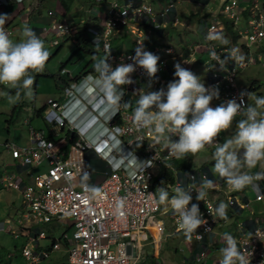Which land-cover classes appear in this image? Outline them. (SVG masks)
Wrapping results in <instances>:
<instances>
[{
  "label": "built area",
  "instance_id": "2783aa9c",
  "mask_svg": "<svg viewBox=\"0 0 264 264\" xmlns=\"http://www.w3.org/2000/svg\"><path fill=\"white\" fill-rule=\"evenodd\" d=\"M9 1L0 0V7ZM97 1L104 3L107 10L103 23L86 27L89 41L96 43L98 38L97 44L105 57L111 54L109 63L113 67L120 63H133L131 57L135 55L136 47L143 44L145 50L160 57L158 79L148 89V77L144 69L137 66L131 74L134 83L122 86L125 91L123 100L131 101L132 107L127 110L121 108L114 116L107 110L103 92L95 86L88 87L86 81L94 76L92 73H84L78 79L72 78L64 83L63 99H47L49 108L45 118L50 126H30V144L27 146L5 143L11 156L18 159L21 165H39L46 161V169L34 177L32 184L18 181L12 172H4L0 182L5 187L21 190L24 199L23 220L43 223L56 216L70 221L71 237L64 233L62 238L68 242L67 264H137L135 249L139 241L147 238L152 231L157 234L167 231L166 221L156 214L162 205L157 203L155 195L154 181L159 175L155 168L174 157H169L168 151H163L159 145L151 147L150 144L154 143L152 135L147 130L137 129L132 121L133 108L139 92L158 91L161 88L167 90L168 83L178 79L174 74L165 72L168 64L162 54L172 53L171 56L175 57L173 47L161 43L148 44L146 39L149 32L143 33L142 26L160 28L173 3L154 9L142 0ZM242 9L248 11V16L247 27L240 31V35L249 48L264 38V5L253 3L243 7L240 0H223V16L229 18L233 25L240 21ZM47 13L53 20L45 24L42 31L54 35L52 44H57L60 36L69 35L79 46L84 45V36L79 35L74 25L66 19L57 18L54 9H48ZM212 19L203 34V45L208 51L204 62L205 79L201 82L206 87L218 86L219 98L212 101L215 107L232 99L237 103L241 100L247 102V96H241L247 91L237 82L241 63L230 58L231 48L220 45L215 35L212 36L215 30H221L222 24L218 25V18ZM123 28L135 34L132 49H122L113 43L114 34ZM262 65L264 67V55ZM89 150L106 164L97 189L83 179L91 172L86 156ZM148 161L152 164L148 165ZM171 170L174 188L182 183L198 188L202 178H212L206 169ZM251 188L254 197L260 199L262 188L259 182L256 181ZM192 195L191 203L199 204L205 219V225L192 236L202 239L212 231L215 223V218L208 211L209 207L215 209L214 199L207 194L204 201H197L195 190ZM226 198L229 204L238 203L240 207L247 205V201H238L233 193H228ZM163 212H168L167 217L174 232H182L178 230V217L172 209L169 207V211L164 209ZM18 234L26 237L20 253L28 263H35L49 255L48 249L38 246L39 240L46 237L43 229H22L14 236ZM63 241H53L51 248H59ZM238 247L250 264H264V229L253 225L246 235L238 238ZM11 255V252L0 255V264H8L3 257ZM203 255L204 251H201L197 258Z\"/></svg>",
  "mask_w": 264,
  "mask_h": 264
},
{
  "label": "clouds",
  "instance_id": "9594fccd",
  "mask_svg": "<svg viewBox=\"0 0 264 264\" xmlns=\"http://www.w3.org/2000/svg\"><path fill=\"white\" fill-rule=\"evenodd\" d=\"M6 21L7 14H0V85L15 90L14 96H7L8 101L15 104L22 96L33 98V74L45 70L50 52L28 24L23 25L19 39L14 40L5 30ZM110 57L111 54L96 59L95 75L86 83L88 87L95 86L103 92L107 110L114 116L121 108L127 110L132 107L131 101L123 100L125 91L122 86L134 83L131 74L137 66L144 69L149 89L158 79L160 57L145 50L143 44L136 47L135 55L131 57L133 63H120L113 67L109 63ZM230 58L241 65L244 60L236 48L231 50ZM184 63L189 62L185 60ZM174 68V76L178 79L170 81L167 90L139 92L132 115L135 127L152 135L154 143L150 144L151 147L159 145L163 151H168L169 157L181 159L188 154L195 156L206 146H211L235 122V132L213 152L215 163L212 172L234 191L255 186L256 181L264 179V96L242 93V97L247 96V102L241 100L237 103L232 99L213 107V99L219 98L218 86L206 87L199 76L183 67L181 62H176ZM238 116L241 118L237 120ZM147 164L152 163L148 161ZM258 165L259 172L244 171ZM213 184L212 179L202 178L198 188L182 183L174 188L171 195L164 186L157 187L155 191L157 203L172 209L178 217V230L188 239L205 225L199 204L191 203L192 193L195 190V199L204 201ZM226 210L224 202L215 209L208 208L212 217L224 220L228 219ZM224 241L219 264H250L233 235L224 233Z\"/></svg>",
  "mask_w": 264,
  "mask_h": 264
},
{
  "label": "rangeland",
  "instance_id": "374dc122",
  "mask_svg": "<svg viewBox=\"0 0 264 264\" xmlns=\"http://www.w3.org/2000/svg\"><path fill=\"white\" fill-rule=\"evenodd\" d=\"M39 1L42 3L39 10H41V14L43 16L47 14V8L52 9L55 7L56 17L63 19V10H61L59 4L56 5L53 3L55 0H23L22 2L25 6H28V4L31 3V7L35 6L36 8ZM166 1L167 3L170 2V0ZM63 3L66 6L71 5L72 10L79 9V7L80 9H84L80 18H82V20L88 19V22L92 19V17L97 15L101 18L103 12L107 10V6L104 5V3L98 2L97 0H64ZM152 4L155 6L154 3ZM222 4L223 0H209L203 5L192 0L173 1V6L171 9L173 10L175 5L174 8L177 9L176 16L178 23L172 26L169 21H164L162 24V28L164 29L163 36H158L154 29H152L153 31H149V29L144 26H142V31L143 33L151 32L152 37L157 38L158 40L165 39L163 42L168 46L175 45L188 47L190 44L194 45L195 41L202 42V36H200L199 30H195V28H197L196 23L199 22V17H202V20L204 21L203 23L200 20L201 25H206V22L208 24L209 21H213L212 18H218V25H220L222 23V19H220L221 17H219V14L221 13L222 15L223 13L221 9ZM76 12L78 11H75V13ZM223 15H225V13H223ZM55 21H58V19H55ZM100 23H103V18L100 19ZM24 24H26V20L22 19L21 14L16 15V17L11 22L9 27L11 30L10 36L14 40L19 39ZM237 24H239V27L242 29L246 27L244 18H241ZM233 30L237 33L236 28H233ZM216 33L217 30L214 31L212 36H214ZM122 35L123 34H121V36ZM118 36H120V34H118ZM53 37L54 35L51 34H48L44 37H39L45 42V45L50 52V57L47 61L45 70L41 73H38L39 80L37 86L33 81V98L27 99L22 96L21 100L17 102V104L20 102L21 103L16 105L15 109L12 110V106L14 104L10 103L7 99V96L10 93H5L4 91L0 90V165H12L14 162L13 159H9L7 156L3 143L6 141H12L17 145H29V127H38L42 126L41 124H45L46 120L44 121L41 116L37 115L36 111L45 105V102L49 97H57L58 88L55 87V83L58 85V87L63 85L62 81L57 77L61 76L62 79H67L69 76L78 75L82 70H85V68H92L94 70L96 59L105 57V55L100 50L99 44L97 43L95 44L93 42H87L83 46H79L71 38L60 36L59 40L61 41L59 42V46L57 48V45L51 44V39ZM91 37L92 36L90 35V38ZM236 37V43L233 40L231 41L233 45L235 44L236 49L240 50L244 39L240 35H237ZM236 37L234 39H236ZM119 40H121V38L117 41ZM217 41L220 43V45H228L229 38H226L225 35L220 33L217 37ZM223 41H227V43H223ZM113 42L117 44L116 39H114ZM254 45L255 44L250 47L253 58L249 60V63L245 67L239 70L237 80L241 86L246 87L247 89L251 80L253 78L257 79L258 88L255 90H248V93H250L252 96H264V68L261 66L262 56H258V54H260V49L258 46ZM162 54L167 59L168 67L165 72L168 74H174V65L176 62H180L183 57H188L187 54H183V57L177 56L175 59H171L170 54ZM198 55V52H194L191 57H188L189 63H187L186 66L184 63H182V66L194 72L197 76H199L200 80L203 81L205 79L206 64L204 61L202 62L197 58ZM48 74H52L53 76H47ZM33 75L35 80L37 78V74L34 73ZM1 88L2 85H0V89ZM4 88L6 89V87ZM212 106L215 107L213 103ZM42 116H44V113ZM240 118L241 117L238 116L237 120ZM234 127L235 125L233 124L231 129L223 132L226 135L224 141L220 139V134L211 146H206L203 151L197 153L190 163V168H207L214 177L217 176L212 172V168L215 163L213 152L218 145L224 143L228 138L231 137V135L235 132ZM178 161H180V159ZM34 170L35 169H33V171ZM207 194L208 196H212L214 192H212L211 189H208ZM225 196V193L221 194V199L219 201L225 203ZM22 201V195L17 189L6 188L2 183H0V222L2 221L4 223V226L0 228L1 252H12L13 255L15 254V256L11 259L10 264H65L66 257L64 248L53 250L50 252L48 257H45L44 259L35 263H28L27 259L20 254V247L24 244L23 237L19 236L18 238H15L12 231L18 230V222H16V219L18 217L20 218L21 216H19L17 211L22 206ZM263 207L264 199L261 201H251L246 207V211H244V213L247 214L252 211L258 215L257 211ZM164 209L169 211V207L165 208V206L162 205L156 214L166 221L167 231H170L172 225L168 220L169 218L167 217L168 212H163ZM7 218H9V220H6ZM39 226L50 236L57 238L66 232L68 237H71V228H67V221L64 219L57 220L52 218L51 221L41 223ZM150 239L151 237H149V240H143L142 242L143 248L148 249L149 252H151L153 245ZM50 241V237L44 239L42 238L41 245H47L50 243ZM160 241L161 246L163 243L165 244V248L160 251L158 257H155L156 263L183 264V256L188 255L189 253L188 246L183 240V235L162 234L160 235ZM154 260L155 259L151 256L148 258L147 262H152ZM194 264L200 263L195 262Z\"/></svg>",
  "mask_w": 264,
  "mask_h": 264
},
{
  "label": "crops",
  "instance_id": "0c3cea01",
  "mask_svg": "<svg viewBox=\"0 0 264 264\" xmlns=\"http://www.w3.org/2000/svg\"><path fill=\"white\" fill-rule=\"evenodd\" d=\"M22 1L23 0H20V1L11 0L6 5H3L2 7H0V14H7V21H6V24L4 25L5 30L10 34L11 30H10L9 27H10L11 22L16 17V15L21 14L22 19L26 20V24H28L31 28H33L34 31L37 33V35L39 37L40 36L44 37V36H46L48 34H51V33H44L42 31V27L45 24H49V22H51L53 20V17H51L47 13V11H46V13H47L46 15L43 16L41 14V10H39L41 8V5H42L41 1H39L37 3L36 8H35V6L31 7V3H29L28 6H25ZM142 1L149 3L154 9H158L163 4L167 3L166 0H142ZM173 1H177V0H170V2H168V3H173ZM192 1L200 3L201 5H203V4L207 3L209 0H192ZM53 3H55L56 5L57 4L60 5L59 7L61 8V10H63V14H64L63 19H66V21L69 24L74 25L76 27V29H78L79 35H83L84 36L83 37V41L84 42H86V41L90 42L89 39H88L89 38V34L86 32V29H83V28L84 27L86 28L89 25H100L101 24L100 23V19L101 18L104 19V12L101 15V18L97 15V16L92 17V19L89 20V22H88V19L87 20H82V18H80L81 15L83 14L84 9H80V7H79V9H76V10L73 9L72 10L71 9V5H68V6L64 7L62 5V1L61 0H55V1H53ZM152 3H154L155 6H153ZM253 3H257L258 5H264V0H240V5L243 6V7H249ZM174 7H175V5H174ZM174 7H173V10L171 9V11L166 15V18L163 20V22L164 21H166V22L169 21V23L172 24V26H174L176 23H178V19H177V16H176L177 9L174 8ZM48 9L49 8H47V10ZM52 9H54V11L56 13L55 7L52 8ZM75 11H78V12L75 13ZM219 15H220L219 17H221V19H222L221 20L222 24H221V27H220L221 30H218L217 33L215 34V37H216L215 40L217 41V37L221 33L222 35H225L226 38H229L228 45H230V46H228V45H224V46H227V47H229L231 49L236 48L235 44L233 45L231 40H233L236 43V41H237V37L236 36L240 35V31L243 30V29L241 27H239V24H234L233 25V23L231 22V20L229 18L223 16V13H222V15H221V13ZM55 16H56V14H55ZM246 16H248V11L246 9H242V17L241 18L245 19L246 27H247ZM200 20H201V22L204 23V21L202 20V17H199V22L196 23L197 24V26H196L197 28H195V30H199L200 36H202V42L195 41L194 45L190 44V46H188V47L171 45L173 47V50H174L173 51V56H175V57H172L171 56L172 53H170V58L171 59H175L177 56H182L183 57V54H187L188 57H191L194 54V52H198L199 55L197 56V58L200 61H202V62L206 61V59H207V51L208 50L203 45L204 44L203 34L205 32L204 27L206 28L207 22H206V25L205 24L201 25L200 24ZM144 27L148 28L149 31H153L152 29H154L158 36H163L164 29L162 28V26L160 28H149V26H144ZM228 27H230L231 31H233V32H234L233 28H236L237 29V33L234 32L233 34H231L228 31L229 30ZM118 34H120V36H118ZM121 34H123L124 36L123 35L121 36ZM148 34H149V36H148L149 39L148 38H147L148 40L146 39L148 44H151V45H154V44L156 45V43L165 44L163 42V40H165V39L158 40L157 38H153L152 37L151 32H149ZM64 36H66L65 38H71L72 39V37H70L69 35H64ZM113 37H114L113 41H114V39H116L117 45L119 47H121L122 49H132L133 48L135 34L131 33V32H128L127 28H123V29L117 31L114 34ZM235 37H236V39H234ZM241 37H243V36H241ZM120 38H121V40L117 41ZM159 39H161V38H159ZM60 41L61 40H59L57 44H54V45H57V48L59 46V42ZM51 44H52V42H51ZM254 46H258L259 47L260 54H258V56L259 57L260 56L263 57V55H264V38L262 39V41L256 43ZM191 47L193 48L194 52L192 51ZM250 47L248 48L246 46V41L244 39V42L241 45L240 50L239 49L238 50H239V54L244 56L245 63L240 66V68L238 69V72H239L240 69H242L243 67H245L249 63L250 59L253 58V56L251 54ZM192 52H193V54H192ZM250 55H251V57H250ZM188 57H183V59H181L180 62L184 63L185 60L188 62V60H189ZM184 65L186 66L187 63H184ZM261 66L263 67L262 60H261ZM82 71H84V70H82ZM87 72H90L93 75H95V71L92 68H89V69L85 68V71L82 74L87 73ZM238 72H237V75H238ZM82 74H78L76 76H69L67 79H62L61 76H58L57 78L60 79L62 81V83L64 84V83L69 82L72 78L78 79ZM49 75L53 76L52 74H48L47 76H49ZM38 80H39V77H38V74H37V78L34 80V84L36 86L38 84ZM237 82H238V80H237ZM3 86L4 85H2V88L0 90L4 91L5 93H10L11 95H15V90L14 89H10V88H7V87L5 89L4 88L5 86L4 87ZM240 86H241V84H240ZM55 87L58 88L57 97H49V98H54V99H58V100H61V98L63 99L64 96L62 95V86L58 87V85L55 83ZM244 88L246 89V87H244ZM257 88H258V81H257V79L253 78L251 80V82L249 83V86L247 87L246 91L248 93V90H255ZM19 104L15 103L12 106V110H14L15 106L19 105ZM48 108H49V106H48L47 100H46L45 105H43L42 108H39L36 111V114L41 116L44 121L46 120L45 112H46V110H48ZM43 113H44V116H42ZM41 125L42 126L44 125L45 127H49L50 126L47 121H45V124H41ZM234 125H235V123H234ZM38 127H41V126H38ZM225 138H226V135L222 132L220 139L224 141ZM7 142H12V141H6L5 143H7ZM5 143H3V145L5 146L7 156L9 157V159H13L14 162H13L12 165H9V164L8 165H4V164L0 165V170H1L0 171V173H1L0 177L2 176V174L4 172H12V173H14L15 178L17 180L21 181L22 183H25L27 185L34 183V177L38 173H40L41 171H44L46 169L47 162L44 161L42 164H39V165H35V164L21 165L18 159H15V158H13L11 156L10 152L7 150V147H6ZM20 146H27V145H20ZM86 156H87V162H88L89 166L91 167V172H90V174H88L85 177H83V179L88 181V183L93 188L97 189L98 185H99V183H100V181H101V179L103 177V169L105 168L106 164H105L104 160L100 159L91 150H89L86 153ZM193 157L194 156L192 155V157L190 158L191 161L193 160ZM175 159L176 158H174V159H172V160H170L168 162H165L161 167H156L155 168L156 171H159L158 172L159 175H157V177L155 178V181H154L155 188L157 189V187H163L164 186L165 188H167L169 190L170 195L173 194V190H174V187L171 184V181H173L172 180L173 174H172V177H171V172H172L171 168H174V169L177 168V169H181L183 171H187V170H190V169H196V168H189V169L186 170V169H183V168H181L179 166H175L172 163V161H174ZM167 163H168L169 167L166 166ZM164 168H167V171H169V173H170L169 175H166V170L164 171ZM33 169H35V170L33 171ZM202 169L208 170L207 168H202ZM244 171H251V172L253 171L252 173H256V172L261 171V169H260V167L258 165L254 169H251V170L244 169ZM211 179L214 181L213 187L211 188V191L214 192V194H212L211 197L214 199L215 208L218 207V205L221 203L219 201L221 199L220 195L224 194V193L226 194V196H227L228 193L235 194L237 199H238V201L245 200V201H247V205L244 206V207H240L238 205V203L237 204H229L227 202V198L225 196V201H226L225 203L228 205L227 206V210H226L228 219L224 220V219H221L219 217H215V223H214L212 231L207 232L202 239H196L193 236H191V239H188L183 232H174L173 227L171 228L170 231H166L165 233H163L165 235H168V234H170V235H178V234L183 235V240L185 241L186 245L188 246V252H189L188 255H184L183 256V264H194L195 262H198L200 264H219V261L221 259L220 249L225 246L224 233H229V234L233 235V237L238 241V238L241 237V236L246 235L249 232V230L252 228L253 225L259 226L260 228L264 229V207L257 211L258 215H256L252 211L250 213H247V214L244 213V211H246V207L250 204L251 201H261V200L264 199V179L258 180V182H259V184H260V186L262 188V197L260 199H256L254 197V192H253L251 186L245 187L243 190H240V191H234V190L230 189L228 187L226 181L221 180L218 175L215 176V177L212 175ZM25 184H23V185H25ZM199 186H200V184H199ZM6 188H9V187H6ZM14 189H16V188H14ZM17 190L22 195L21 190L20 189H17ZM22 198H23V196H22ZM23 205H24V199L22 201V206L17 211V213H19V216H21L20 218L18 217L16 219V222H18V230L12 231L13 235L15 233H18V231H21L22 229L23 230H30V229H34V228L42 229L39 226V224H41V223H35L33 221H28L27 222V221L23 220V218H22ZM52 218H55L57 220L64 219L65 221H67V228H71V223H70L69 220H67L65 218H61V217H56V216H53ZM51 219H50V221H51ZM6 220H9V218H7ZM47 222H49V221H47ZM43 223H46V222H43ZM3 226H4V223L1 221L0 222V228L3 227ZM64 233H66V232H64ZM64 233L60 237H57V238L54 237V236H50V235H48L46 233V237L45 238L50 237L51 238L50 243L47 244V245H41V239H42L41 238L39 240V242H38V246L41 247V248H44V249H48L49 250V254L53 250H58L60 248H64L65 257H66L65 264H67V262H68L67 243L68 242L62 240ZM160 235H162V234H157L154 231H152L151 233H148V237L147 238L142 239V240L139 241V244L136 246L137 248L135 249V253H136L137 257H138L137 264H157L158 263V262L156 263V258L155 257H158L160 251L163 248H165V244L164 243L161 246ZM19 236L23 237V241L25 243L26 237L24 235L18 234V236H14V237L18 238ZM149 237H151L150 240L152 241V244H153L151 252H149L148 249L143 248V244H142L143 240L147 241V240H149ZM56 240H61L63 242L60 243L59 248H57V249L53 248L52 249L51 248V244H52L53 241H56ZM201 251H204V255H203L202 258L198 259L197 256H198V254ZM5 253H7V252H1V250H0V255H3ZM14 256H15V254L13 255V253H12V255L10 257H3V256L2 257L4 258L6 263L10 264V261H11V259ZM151 256L155 260L152 261V262H147L148 258L151 257ZM39 261H37V262H39Z\"/></svg>",
  "mask_w": 264,
  "mask_h": 264
},
{
  "label": "trees",
  "instance_id": "16d2710c",
  "mask_svg": "<svg viewBox=\"0 0 264 264\" xmlns=\"http://www.w3.org/2000/svg\"><path fill=\"white\" fill-rule=\"evenodd\" d=\"M62 1V3H63V1L64 0H61ZM64 7H66V5L63 3L62 4ZM227 22V21H226ZM83 29H86L85 27L83 28ZM228 31L231 33V34H233L234 32L233 31H231V29H230V27H228ZM234 37V36H233ZM85 43H87V41L86 42H84V44ZM85 71V70H84ZM84 71H82L81 73H79V74H82ZM192 157V155L190 154H188V156H186V157H184V158H181L180 159V161H178L179 159H175V161H172V163L175 165V166H179V167H181V168H183V169H189L190 168V163H191V158ZM166 170V175H169L170 173H169V171H167V168H164V171Z\"/></svg>",
  "mask_w": 264,
  "mask_h": 264
}]
</instances>
